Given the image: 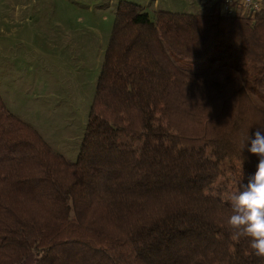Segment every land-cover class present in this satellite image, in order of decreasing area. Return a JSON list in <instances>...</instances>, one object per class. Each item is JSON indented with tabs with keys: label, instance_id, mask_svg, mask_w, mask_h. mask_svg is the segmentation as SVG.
Segmentation results:
<instances>
[{
	"label": "trees",
	"instance_id": "obj_1",
	"mask_svg": "<svg viewBox=\"0 0 264 264\" xmlns=\"http://www.w3.org/2000/svg\"><path fill=\"white\" fill-rule=\"evenodd\" d=\"M180 57L204 64L192 75ZM264 130V11L255 17L118 5L76 163L0 92V264H264L233 240L229 196ZM142 142V147L135 146ZM211 154L243 174L223 197Z\"/></svg>",
	"mask_w": 264,
	"mask_h": 264
},
{
	"label": "rangeland",
	"instance_id": "obj_2",
	"mask_svg": "<svg viewBox=\"0 0 264 264\" xmlns=\"http://www.w3.org/2000/svg\"><path fill=\"white\" fill-rule=\"evenodd\" d=\"M121 1L142 6L152 19L159 11L213 10L200 7L201 0H0V92L9 110L70 163H76L81 152ZM175 60L192 75L210 72L204 64ZM208 159L220 165L216 188L228 196L243 174L242 167L217 154ZM39 256L33 250L20 264H35Z\"/></svg>",
	"mask_w": 264,
	"mask_h": 264
},
{
	"label": "clouds",
	"instance_id": "obj_3",
	"mask_svg": "<svg viewBox=\"0 0 264 264\" xmlns=\"http://www.w3.org/2000/svg\"><path fill=\"white\" fill-rule=\"evenodd\" d=\"M238 2L245 11H264V0ZM241 143L243 149L250 144L247 150L258 157V164L255 173L247 176L238 191L230 194L232 214L227 225L232 230L233 240L247 239L253 254L264 258V130H256Z\"/></svg>",
	"mask_w": 264,
	"mask_h": 264
},
{
	"label": "built area",
	"instance_id": "obj_4",
	"mask_svg": "<svg viewBox=\"0 0 264 264\" xmlns=\"http://www.w3.org/2000/svg\"><path fill=\"white\" fill-rule=\"evenodd\" d=\"M199 5L200 7H213V10L216 9L225 16L246 15L255 17L258 14L252 10L245 11L242 9L238 0H201Z\"/></svg>",
	"mask_w": 264,
	"mask_h": 264
}]
</instances>
